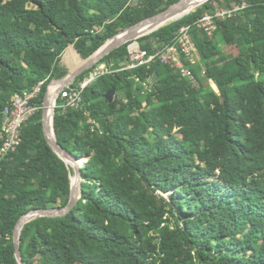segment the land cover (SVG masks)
Here are the masks:
<instances>
[{"label":"trees","instance_id":"1","mask_svg":"<svg viewBox=\"0 0 264 264\" xmlns=\"http://www.w3.org/2000/svg\"><path fill=\"white\" fill-rule=\"evenodd\" d=\"M133 1L0 0V113L46 78L33 100L43 105L51 82L69 74L61 59L70 44L87 59L179 0ZM243 3L212 34L194 25ZM188 24L216 89L202 80L200 62L191 66L198 85L156 62L106 73L86 88L84 109L101 134L84 110L55 107L58 142L86 158L80 197L65 215L23 225L24 264H264V0H207L138 40L151 49ZM229 43L235 54L224 49ZM128 44L98 63L119 67ZM72 171L47 141L39 109L0 165V264H19L14 232L24 214L68 204Z\"/></svg>","mask_w":264,"mask_h":264},{"label":"built area","instance_id":"2","mask_svg":"<svg viewBox=\"0 0 264 264\" xmlns=\"http://www.w3.org/2000/svg\"><path fill=\"white\" fill-rule=\"evenodd\" d=\"M245 6L246 3H243L233 8H220L213 12H206L194 22V25L203 29L206 33L212 34L217 28L218 21L225 20ZM102 29L103 26H98L95 30L100 31ZM191 30V24L184 25L171 41L164 44L154 43L151 49L142 47L138 38L129 41L127 59L119 67H112L107 62L96 64L77 84H73V82L64 87L54 106L84 110L91 131L103 133L100 120L94 117L90 110L84 109V91L86 88L106 73L139 69L141 67L149 68L156 62L168 64L183 76L195 79L191 66L200 62V55ZM133 77L138 82L141 81L139 75L134 74ZM45 80L46 78L42 79L33 91L15 94L11 102L0 113V165L9 154L18 150L22 142L23 127L28 119L43 108V105L33 100L38 98ZM58 82L62 83L59 80L52 83L56 84ZM52 85H49V88ZM143 85L145 89L150 88L148 79L143 82ZM58 99L59 103L57 102Z\"/></svg>","mask_w":264,"mask_h":264},{"label":"water","instance_id":"3","mask_svg":"<svg viewBox=\"0 0 264 264\" xmlns=\"http://www.w3.org/2000/svg\"><path fill=\"white\" fill-rule=\"evenodd\" d=\"M205 0L204 2H206ZM137 0L133 1V4L136 3ZM183 0H179L176 3H173L166 9L162 10L161 12L150 16L146 17L128 27L120 31L118 34H116L114 37L109 39L105 44H103L95 53H93L89 58L85 59L83 64L78 67L76 70L69 72L67 76L64 77V80L62 81L61 85L56 89V91L53 94L49 93V90L44 98L43 102V127H44V132H45V137L51 147L54 149V151L64 160L67 162V160L73 161L76 166L74 168L75 172V180H72V189H71V195H70V200L68 204L64 207H43V208H34L24 214L18 221L17 226L15 228L14 232V242H15V248H16V256L18 259L19 264H24L21 250H20V232L23 227V225L32 220L33 218L39 217V216H62L67 213H69L76 205L78 202V199L80 197V191H81V186H82V181H83V169L82 167L84 166V163L81 162L82 158L77 157L75 154L72 152L68 151L66 148H64L57 140L56 137V130L54 126V112L55 109L53 108V132H54V137L51 138L48 133L50 131V124L47 118V107L49 104L54 101H56L58 95L60 94L61 90L72 84L74 80L82 73L85 71L93 68L101 59L109 55L113 50L116 48L120 47L121 45L139 38L141 36H144L146 33H151L152 31L146 32V33H140V30L143 26H149L153 27L160 22L169 19L173 15H175L178 11L179 8L182 4ZM203 2V3H204ZM202 3V4H203ZM201 5V4H200ZM199 6V5H198ZM142 43H145V40L142 41ZM154 80V78H153ZM116 95V89L112 88L111 90L107 91L105 94V97L108 99L109 102H111ZM72 179V176H71Z\"/></svg>","mask_w":264,"mask_h":264},{"label":"bare ground","instance_id":"4","mask_svg":"<svg viewBox=\"0 0 264 264\" xmlns=\"http://www.w3.org/2000/svg\"><path fill=\"white\" fill-rule=\"evenodd\" d=\"M205 0H183L180 8H179V11L173 15L172 17H170L169 19L177 16V15H180L181 13H184L186 11H192L194 8H196L198 5L202 4ZM169 19H166L162 22H160L159 24L153 26V27H149V26H143L140 30V33H146V32H149V31H152V30H156L158 29L157 27L163 23H165L167 20ZM61 84L58 82L52 86H50L49 88V93L50 94H53L56 89L60 86ZM53 108H54V101H52L49 106L47 107V118H48V121H49V124H50V131L48 133V135L53 138L54 137V132H53ZM67 163L71 166V167H75L76 164L71 161V160H67ZM72 180L74 181L75 180V176L72 175Z\"/></svg>","mask_w":264,"mask_h":264},{"label":"rangeland","instance_id":"5","mask_svg":"<svg viewBox=\"0 0 264 264\" xmlns=\"http://www.w3.org/2000/svg\"><path fill=\"white\" fill-rule=\"evenodd\" d=\"M195 9V8H194ZM137 12H142V8L141 7H137ZM150 33V32H149ZM149 33H146V34H144V36L145 35H148ZM141 37H143V36H141ZM70 45H72V44H70ZM69 45V46H70ZM223 47H224V49L228 52V53H232V54H235L236 52H237V49H236V45L235 44H233V43H229V44H224L223 45ZM66 53H67V48H66V50L62 53V58H64L63 60H65V57H66ZM79 59V62L78 63H75L74 61H72V62H74V63H72V65H71V68L69 69V72H72V71H74L81 63H83L84 62V60L85 59H80V58H78ZM200 65H201V78H202V80L204 81V83L207 85V86H209V87H213V88H215L216 89V82L213 80V79H211V78H206L205 77V74H204V65L200 62ZM190 80H192V82L194 83V84H196V85H198V81L196 80V79H191V78H189ZM64 80V78L62 79V81ZM54 81H57V80H54ZM54 81H52V82H54ZM61 81V82H62ZM51 82V84L50 85H52V84H55V83H52ZM121 96V95H120ZM145 105H143V107H144ZM54 109H55V106H54ZM134 113H139L138 111L137 112H134ZM86 158H82L81 159V162L82 163H84L86 160H85ZM72 175H75V172H74V168L72 167Z\"/></svg>","mask_w":264,"mask_h":264},{"label":"crops","instance_id":"6","mask_svg":"<svg viewBox=\"0 0 264 264\" xmlns=\"http://www.w3.org/2000/svg\"><path fill=\"white\" fill-rule=\"evenodd\" d=\"M80 58L81 60L83 59L79 53L77 52V50L75 49L74 45H70L67 47V53H66V57H65V60H63L64 58L61 59L62 63L64 65H66L69 69L71 68V65L72 63H78L79 62V59ZM74 61V62H72ZM83 63H81L78 67H80ZM77 67V68H78ZM76 68V69H77ZM75 69V70H76ZM60 83V82H59Z\"/></svg>","mask_w":264,"mask_h":264}]
</instances>
